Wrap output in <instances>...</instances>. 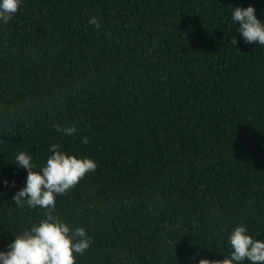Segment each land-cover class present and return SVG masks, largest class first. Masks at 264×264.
Masks as SVG:
<instances>
[{"label":"trees","instance_id":"16d2710c","mask_svg":"<svg viewBox=\"0 0 264 264\" xmlns=\"http://www.w3.org/2000/svg\"><path fill=\"white\" fill-rule=\"evenodd\" d=\"M250 4L264 18V0H23L0 25V249L40 212L12 203L11 160L53 143L97 162L57 197L92 237L76 264L223 259L239 223L264 239V47L231 23Z\"/></svg>","mask_w":264,"mask_h":264},{"label":"clouds","instance_id":"9594fccd","mask_svg":"<svg viewBox=\"0 0 264 264\" xmlns=\"http://www.w3.org/2000/svg\"><path fill=\"white\" fill-rule=\"evenodd\" d=\"M23 0H0V25H7L19 10ZM96 29L101 27L95 16L88 21ZM231 23L235 32L246 44L264 47V18H258L253 5L231 7ZM231 32V31H230ZM235 46L238 40L231 41ZM56 131L65 136H75V125H56ZM87 144L88 138H82ZM49 155L37 164L28 151H17L11 162L26 170L27 176L22 187L12 196L17 207L40 210L38 218L29 226L15 232L14 238L4 249H0V264H76L92 244V237L83 226H75L56 210L57 197L63 196L90 172L97 168V162L88 156H78L63 150L53 143ZM2 176V172H0ZM3 188H15L16 181L0 179ZM228 255L213 259L194 253L191 264H264V239L253 236L246 224L239 223L227 234ZM197 256L200 258L197 260Z\"/></svg>","mask_w":264,"mask_h":264}]
</instances>
